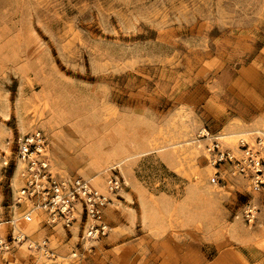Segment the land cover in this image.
<instances>
[{
    "label": "rangeland",
    "instance_id": "374dc122",
    "mask_svg": "<svg viewBox=\"0 0 264 264\" xmlns=\"http://www.w3.org/2000/svg\"><path fill=\"white\" fill-rule=\"evenodd\" d=\"M35 131L122 181L106 235L20 200ZM0 234V264H264V0H0Z\"/></svg>",
    "mask_w": 264,
    "mask_h": 264
},
{
    "label": "built area",
    "instance_id": "2783aa9c",
    "mask_svg": "<svg viewBox=\"0 0 264 264\" xmlns=\"http://www.w3.org/2000/svg\"><path fill=\"white\" fill-rule=\"evenodd\" d=\"M48 140L40 131L20 139L18 153L24 163L23 177L25 184L20 190V200L33 201L37 207L45 210L52 221L63 220L72 223L79 208L84 210L89 220L86 234L90 238L106 235L109 227L103 220V211L110 201V194H115L122 181L116 175L107 182L106 193L94 189L88 180L82 177L67 179L54 176L50 169ZM27 220H32L29 213ZM4 244L0 234V246Z\"/></svg>",
    "mask_w": 264,
    "mask_h": 264
},
{
    "label": "bare ground",
    "instance_id": "6f19581e",
    "mask_svg": "<svg viewBox=\"0 0 264 264\" xmlns=\"http://www.w3.org/2000/svg\"><path fill=\"white\" fill-rule=\"evenodd\" d=\"M22 121V120H21ZM23 121H25V120H23ZM24 124V123H23ZM25 125H26V122H25ZM25 125H24V127H25ZM28 126V125H27ZM23 130V129H22ZM25 130H26V127H25ZM21 166L23 167V161L22 160H20V161H18V169L20 170V168H21ZM22 170H23V168H22ZM21 171V170H20ZM17 175H19V171H17ZM21 175V174H20ZM19 175V176H20ZM16 176V175H15ZM19 176H18V178H19ZM144 206V205H143ZM132 216V215H131ZM27 224V223H26Z\"/></svg>",
    "mask_w": 264,
    "mask_h": 264
}]
</instances>
